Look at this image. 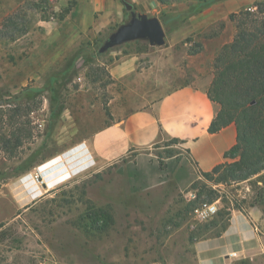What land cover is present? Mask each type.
Segmentation results:
<instances>
[{"label": "rangeland", "instance_id": "374dc122", "mask_svg": "<svg viewBox=\"0 0 264 264\" xmlns=\"http://www.w3.org/2000/svg\"><path fill=\"white\" fill-rule=\"evenodd\" d=\"M76 2L50 0L37 9V0H0V29L11 16H19L29 28L15 41L0 39V127L11 131L10 110L22 105L23 125L33 134L16 157L0 156V264H196L194 240L220 231L233 209L264 210V176L222 188L202 178L184 192L172 182L144 190L130 183L127 158L104 165L83 149L94 132L127 114V104L112 101L109 67L120 59L118 52L146 50L149 56L141 67L155 78L148 97L158 98L167 84L187 79L186 51L195 59L196 74L199 69L204 76L214 73L212 53L233 42L236 24L217 26L173 52H162L167 44L151 46L147 40L102 51L117 28L108 37L81 43L68 63L44 72L38 62L47 43L42 25L67 26ZM172 60L175 66L162 65ZM164 140L154 148L163 165V158L181 149H158L170 142ZM62 159L70 173L60 174L50 185L43 172ZM214 190L220 200L217 215L208 222L196 220L188 208V193L204 192L202 199L207 200ZM93 207L111 213L113 223L106 230L94 227Z\"/></svg>", "mask_w": 264, "mask_h": 264}, {"label": "crops", "instance_id": "0c3cea01", "mask_svg": "<svg viewBox=\"0 0 264 264\" xmlns=\"http://www.w3.org/2000/svg\"><path fill=\"white\" fill-rule=\"evenodd\" d=\"M125 1L133 5L135 13L158 18L161 22L164 13L176 14L187 9L185 4L163 6L157 0ZM257 2L223 0L182 20L172 31L165 29V44L169 46H165L162 52H173L180 45L187 46L190 38L230 23L232 14L253 8ZM68 19L64 28L53 22L47 23L49 27L42 25L47 30V43L39 54L38 62L44 72H52L64 64L81 43L108 37L125 24V6L121 0H77ZM186 52L187 79H183L181 84H167V89L158 98L148 97V89L154 87L155 78L151 70L141 67L142 61L149 56L146 51L118 52L120 59L109 67L114 81L112 101L127 104V114L116 117L115 122L94 132L90 144L83 150H91L104 165L109 166L127 158V176L130 183L140 189L150 190L172 182L184 192L204 178V173L231 162L225 155L237 144V127L231 124L218 133L209 132L220 109L207 94L214 73L204 76V71L200 73L199 69L196 74L193 67L195 59ZM216 55V52L212 53L213 64ZM162 65L176 64L172 60L170 63L163 61ZM164 138L179 139L183 144H180L177 155L162 159L166 164L161 167L154 148L165 142ZM68 171L62 159L43 174L53 185L56 177L70 173ZM22 187L23 183L19 188ZM192 247L196 264H264V210L260 206L233 209L223 231L194 240Z\"/></svg>", "mask_w": 264, "mask_h": 264}, {"label": "trees", "instance_id": "16d2710c", "mask_svg": "<svg viewBox=\"0 0 264 264\" xmlns=\"http://www.w3.org/2000/svg\"><path fill=\"white\" fill-rule=\"evenodd\" d=\"M121 1L124 4L125 0ZM157 1L163 6L186 5L187 9L184 12L162 15L163 26L170 32L182 20L195 16L223 0ZM37 2L35 4L37 9L43 8V4H50V0H37ZM125 12L127 22L131 12L126 8ZM262 16H264V0H259L253 8L232 14L230 20L236 24L235 38L232 43L220 50L214 60V79L207 94L220 109L209 127V132L218 133L231 124L236 125L238 131L237 144L225 155V158L231 162L223 163L212 172L203 174L207 182L216 186L248 182L253 178L264 176V18ZM18 17L11 16L6 19L3 29H0V39L15 41L29 32V28L23 25ZM77 52L78 49L72 56H76ZM21 106L15 105V108L10 110L9 123L12 130L3 131L0 127V156L5 154L10 158L16 157L24 141L33 137L23 125ZM106 111L109 116L107 108ZM1 117L3 118L2 115ZM180 144H183L181 140L170 139L166 146ZM175 155L171 152L168 158ZM160 166H164L162 161ZM217 192L211 191L212 196L207 200L202 199L204 192H199L198 199L190 202L188 208L193 212L199 202H215L219 198ZM90 218L99 231L106 230L113 223L111 213L103 208H91ZM227 223L220 231L211 234H219L226 228ZM216 226L215 224L214 228ZM205 231L209 232L210 227Z\"/></svg>", "mask_w": 264, "mask_h": 264}, {"label": "water", "instance_id": "95a60500", "mask_svg": "<svg viewBox=\"0 0 264 264\" xmlns=\"http://www.w3.org/2000/svg\"><path fill=\"white\" fill-rule=\"evenodd\" d=\"M124 6L126 10L131 12V19L110 36L102 51L137 40H147L151 46H163L165 44L166 31L158 18H150L147 15L135 13L133 5L126 1Z\"/></svg>", "mask_w": 264, "mask_h": 264}, {"label": "built area", "instance_id": "2783aa9c", "mask_svg": "<svg viewBox=\"0 0 264 264\" xmlns=\"http://www.w3.org/2000/svg\"><path fill=\"white\" fill-rule=\"evenodd\" d=\"M189 202H195L198 199V194L196 191L189 192L188 195ZM220 200H217L213 203L209 202H199L195 205L193 209V215L196 220L200 222H208L212 220L218 213V204Z\"/></svg>", "mask_w": 264, "mask_h": 264}]
</instances>
